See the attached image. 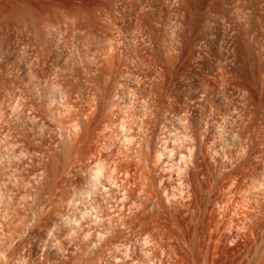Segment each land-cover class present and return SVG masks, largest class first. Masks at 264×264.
I'll return each mask as SVG.
<instances>
[{"label":"rangeland","instance_id":"1","mask_svg":"<svg viewBox=\"0 0 264 264\" xmlns=\"http://www.w3.org/2000/svg\"><path fill=\"white\" fill-rule=\"evenodd\" d=\"M183 259L264 264V0H0V264Z\"/></svg>","mask_w":264,"mask_h":264},{"label":"bare ground","instance_id":"2","mask_svg":"<svg viewBox=\"0 0 264 264\" xmlns=\"http://www.w3.org/2000/svg\"><path fill=\"white\" fill-rule=\"evenodd\" d=\"M24 18H25V17H24ZM30 18H33V16H32V17H29V20H28V19H27V20L30 21ZM38 18H39V17H38ZM36 19H37V18H36ZM39 19H40V18H39ZM39 19H38V20H39ZM24 20H25V19H24ZM31 20H32V19H31ZM33 20H34V19H33ZM38 20H37V21H38ZM22 21H23V19H22ZM25 21H26V20H25ZM34 21H35V20H34ZM34 21H30V22H34ZM37 21H36V22H37ZM39 22H41V20H40ZM99 170H100V169H99ZM99 170H98V171L96 170V171H97L96 173H97L98 176H99V174H102V173H101L102 171H99ZM95 175H96V174H95ZM97 175H96V176H97ZM100 176H101V175H100ZM183 249H184V248H183ZM200 251H201V250H200ZM198 252H199V251H198ZM197 254H198V253H197ZM199 254H200V252H199ZM195 256H196L197 259L201 260L200 258H198L199 256H198V257H197V255H195ZM189 258H190V257L188 256V259H189ZM208 258H209V257H208ZM184 259H187V257L184 258ZM184 259H183V260H184ZM209 259H211V258H209ZM234 259H235V258H234ZM180 260L182 261V259H180ZM199 260H198V261H199ZM211 260H212V259H211ZM184 261H185L184 263L186 264L187 261H186V260H184ZM194 261H195V259H194ZM194 261L192 260V262H194ZM213 261H214V260H213ZM213 261H212V262H213ZM177 262H178V260H177ZM179 262H180V261H179ZM188 262H189V260H188ZM210 262H211V261H210ZM212 262H211L210 264H213ZM215 262H217V261L215 260ZM222 262H223V260H222ZM236 262H237V264H238V259H237L236 261H235V260H234V261H231L230 263H232V264H236ZM240 262H241V261H239V264H240ZM181 263H182V262H181ZM190 263H191V262H190ZM198 263H199V262H197V264H198ZM205 263H206V261L204 262V264H205ZM218 263H219V262H218ZM182 264H183V263H182ZM188 264H189V263H188ZM193 264H194V263H193ZM201 264H202V263H201ZM222 264H223V263H222ZM242 264H243V263H242Z\"/></svg>","mask_w":264,"mask_h":264}]
</instances>
